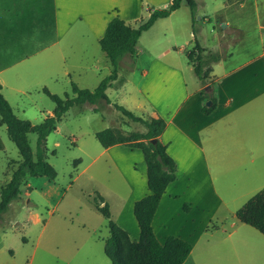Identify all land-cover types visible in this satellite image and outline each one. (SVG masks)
<instances>
[{
  "label": "rangeland",
  "instance_id": "1",
  "mask_svg": "<svg viewBox=\"0 0 264 264\" xmlns=\"http://www.w3.org/2000/svg\"><path fill=\"white\" fill-rule=\"evenodd\" d=\"M171 1L142 0L138 8L139 17L132 19L130 24L138 27L148 19L151 11L164 9ZM196 1L197 19L194 26L197 41L209 52L222 56L218 71L233 68L262 54L264 0ZM191 16L184 2L174 15L172 13L166 19L157 20L153 29L144 34L139 40L138 57L126 56L121 61L118 79L120 82L126 80L125 83L107 92L113 104L121 105L137 116L144 115L141 118L149 121L148 115L138 108V104L149 107L139 92L142 72L153 63L175 66L186 63V53L178 51L186 40L193 39L187 50L196 46ZM86 33L90 31L84 23H77L69 35V38H73L72 42L68 41L73 71L68 77L58 73V80L48 88L51 93L63 98L66 94L73 96V84L81 89L94 90L101 78L110 74L108 69L102 73L89 70V62L98 56L94 54L93 41L79 37ZM169 46H176V49L173 47L163 58H156ZM186 74L189 88L192 89L199 80L193 71L188 70ZM207 88H204L206 93ZM36 97H40L43 112H54L56 105L47 95L40 92V96ZM209 102H206V106ZM45 114H39L29 107L26 114L19 113V116L38 125L44 122ZM105 129H112L122 136L147 131L144 123L128 118L115 106L105 102L101 105L76 104L58 119L56 129L42 147L47 161L57 171V177L54 180L29 177L22 187L21 198L13 201L1 216L0 264H112L104 253L105 241L110 237L108 219L92 204L100 197L109 205L113 220L128 231L132 240L139 239L140 231L135 218L129 219L126 213L122 215V211L130 192L126 178L132 177L135 164L142 171L146 161L140 150L129 152L123 145L124 148L115 150L120 155L118 160L115 158L116 161L110 153L99 156L103 147L95 135ZM3 133L6 149L0 152V188L10 181L12 172L22 161L16 144L5 128ZM28 139L34 160L37 161L39 135L31 132ZM233 172L232 165L227 169L213 170L216 185L222 194L224 175L235 177ZM254 186L258 191L264 188V172L257 175ZM244 200L248 198L229 200L228 206L222 209L223 213L213 221L219 226L222 220L227 226L231 221H237L238 229L242 230L238 231L235 240L226 245H217L213 256L209 257L203 256L198 248L192 256L193 260L189 256L184 264H264V235L238 222L235 216L236 210L247 202Z\"/></svg>",
  "mask_w": 264,
  "mask_h": 264
},
{
  "label": "crops",
  "instance_id": "2",
  "mask_svg": "<svg viewBox=\"0 0 264 264\" xmlns=\"http://www.w3.org/2000/svg\"><path fill=\"white\" fill-rule=\"evenodd\" d=\"M141 2L142 0H0L1 93L15 115L20 118L19 113L26 114L29 107L39 114L46 113L45 119L54 114L52 110L43 112L40 97L36 96H40V92L44 93L45 88H50L51 83L58 80V73L65 77L71 75L73 65L70 64L68 41L72 42L73 38H69V35L77 23H84L90 31L79 37L93 41L94 54L98 56L89 62V70L102 73L108 69L111 74L112 65L99 41L109 22L116 16L136 27L130 21L139 17ZM154 26L155 24L144 32L139 40ZM192 35L196 42L197 35L193 30ZM192 42L193 39L186 40L179 47L178 52L186 53V63L178 66L153 63L143 70L139 92L145 97L149 107L138 104V108L148 115L149 121L161 117L167 122L160 140L167 145V153L177 165V177L160 200L152 223L153 230L161 243L169 236L190 242L193 245L189 257L191 260L198 248L203 256H213L217 245L232 243L238 231L242 230L238 229L235 220L229 226L223 220L221 226L213 222L223 213L222 209L228 206L229 200H249L264 190L258 191L254 186L257 175L264 172V51L256 58L233 68L218 71L220 62L213 64L207 79L210 83L203 85L197 77L199 83L190 89L186 73L188 70L195 71L187 53L195 46L191 50H187V47ZM173 47L169 46L161 51L156 58H163L176 49V46ZM229 47L228 45V49ZM118 80L112 83L106 93L126 81ZM206 86V90L217 100V106L211 114L203 112L208 101L202 93ZM109 105L115 104L111 102ZM4 128L8 133L0 118V152L6 149ZM123 146L117 144L103 148L99 156L110 153L114 160H118L120 155L115 150ZM125 150L142 152L141 149L128 146ZM230 165L234 166L235 177L224 175L222 194L216 185L217 178L214 177L213 170L227 169ZM134 168L132 177L126 178L130 192L122 211V215L126 213L125 216L129 219L135 218V202L151 193L147 164L143 165L142 171H139L136 164Z\"/></svg>",
  "mask_w": 264,
  "mask_h": 264
},
{
  "label": "trees",
  "instance_id": "3",
  "mask_svg": "<svg viewBox=\"0 0 264 264\" xmlns=\"http://www.w3.org/2000/svg\"><path fill=\"white\" fill-rule=\"evenodd\" d=\"M184 2L191 10L195 33L196 0H172L166 8L151 11L148 19L142 21L138 27H132L119 16L114 17L99 41L102 51L112 65V73L105 77L94 90L81 89L73 84V96L66 94L63 98L45 88L44 93L55 103L56 108L54 114L48 116L41 124L34 125L29 120L18 118L3 97L0 84L1 122L6 125L9 137L16 144L22 158L18 167L12 172L10 181L0 190V219L7 212L11 203L21 198L22 187L29 177H46L49 180H54L57 177V171L47 161L45 150L42 147L47 137L56 129L58 119L76 104L101 105L102 102L110 104L111 101L106 91L118 79L121 61L126 56L135 57L141 35L148 31L157 20L169 17ZM187 57L203 85L207 84L212 65L222 59L220 54L207 51L198 41H196L195 48L187 53ZM202 93L206 94L207 99L211 101L210 106L203 107V112L211 114L217 106V100L208 91L206 93L203 90ZM114 106L128 118L144 123L147 131L122 136L116 134L112 129H105L97 132L95 136L103 148L122 144L142 150L147 164L148 187L151 193L136 201L134 205V215L140 229L138 240H132L128 231L113 220L109 205L104 202L102 197L93 200L92 204L96 210L108 219L110 237L105 241V255L112 264H184L193 250V245L175 236H169L164 243H161L152 226L163 194L177 177L176 162L167 153V145L160 140V136L167 127V122L161 117L145 121L121 105L115 104ZM31 132L39 135L37 161L34 160L28 139V134ZM154 139L155 143L152 142ZM102 203H104L103 206ZM236 218L264 235V190L251 197L236 212Z\"/></svg>",
  "mask_w": 264,
  "mask_h": 264
},
{
  "label": "water",
  "instance_id": "4",
  "mask_svg": "<svg viewBox=\"0 0 264 264\" xmlns=\"http://www.w3.org/2000/svg\"><path fill=\"white\" fill-rule=\"evenodd\" d=\"M208 105H211V101L208 103ZM152 142L155 143L156 140L154 139V140H152Z\"/></svg>",
  "mask_w": 264,
  "mask_h": 264
}]
</instances>
